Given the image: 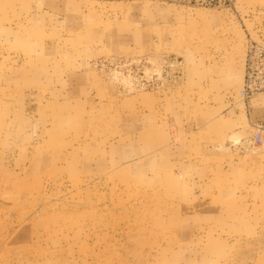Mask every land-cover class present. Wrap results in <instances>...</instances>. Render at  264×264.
I'll return each mask as SVG.
<instances>
[{"label": "rangeland", "instance_id": "374dc122", "mask_svg": "<svg viewBox=\"0 0 264 264\" xmlns=\"http://www.w3.org/2000/svg\"><path fill=\"white\" fill-rule=\"evenodd\" d=\"M250 41L264 0H0V264H264Z\"/></svg>", "mask_w": 264, "mask_h": 264}, {"label": "built area", "instance_id": "2783aa9c", "mask_svg": "<svg viewBox=\"0 0 264 264\" xmlns=\"http://www.w3.org/2000/svg\"><path fill=\"white\" fill-rule=\"evenodd\" d=\"M264 94V42L250 41L246 47L243 76L239 94L248 98L253 94ZM264 121L257 125L253 142H262Z\"/></svg>", "mask_w": 264, "mask_h": 264}, {"label": "crops", "instance_id": "0c3cea01", "mask_svg": "<svg viewBox=\"0 0 264 264\" xmlns=\"http://www.w3.org/2000/svg\"><path fill=\"white\" fill-rule=\"evenodd\" d=\"M262 42H264V41H262ZM208 70H206L204 73H203V75H205V77L206 76H208V72H207ZM227 72V71H226ZM226 72H225V74H226ZM234 72V71H233ZM236 73V72H235ZM224 76H226V78H228V76H227V74L226 75H224ZM237 79H238V77H236V82H237ZM220 81V83L223 85V87L225 88V89H229L230 87H232L233 85H231V86H228L227 84H224L222 81V75H220V77H219V80H218V82ZM241 81H242V79H241ZM219 83V84H220ZM236 84V83H235ZM226 92H227V90H226ZM260 94V93H259ZM256 95H258V93L257 94H253V95H251V96H249L248 98H242L241 97V99H242V101H243V103H244V105H243V107L241 108V109H239V108H237V111H236V113H235V116H239L237 119H236V126L237 125H239L241 122H243L244 121V119H247V120H249V125H252L253 124V126L255 127L256 126V124H257V122H259V121H261V119H257L255 122H251L250 121V113L252 112V110L253 109H255V103H257L258 102V97H255ZM241 110V111H240ZM232 118V117H231ZM248 122V121H247ZM229 124H230V121H229Z\"/></svg>", "mask_w": 264, "mask_h": 264}]
</instances>
